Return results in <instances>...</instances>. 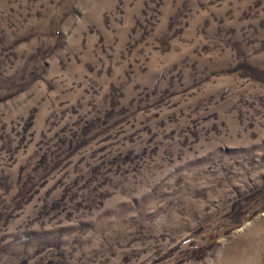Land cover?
<instances>
[{
    "label": "rangeland",
    "instance_id": "374dc122",
    "mask_svg": "<svg viewBox=\"0 0 264 264\" xmlns=\"http://www.w3.org/2000/svg\"><path fill=\"white\" fill-rule=\"evenodd\" d=\"M0 264H264V0H0Z\"/></svg>",
    "mask_w": 264,
    "mask_h": 264
}]
</instances>
